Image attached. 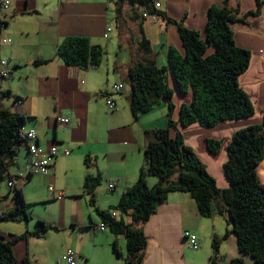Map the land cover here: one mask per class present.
<instances>
[{
    "label": "crops",
    "instance_id": "obj_1",
    "mask_svg": "<svg viewBox=\"0 0 264 264\" xmlns=\"http://www.w3.org/2000/svg\"><path fill=\"white\" fill-rule=\"evenodd\" d=\"M8 1L9 7L0 9V23L3 22L0 39L9 41L0 45V69L6 72L0 86L20 100L2 98L1 106L26 118L23 130H35L32 143L44 150L52 146L68 148L70 154L59 155L43 175L30 173L29 154L26 149L19 150L14 162L16 169L9 172L19 177L15 186L22 191L31 220L1 222L0 231L9 235L32 232L37 220H43L53 228L39 237L28 235L16 242L13 252L18 261L27 258L30 264H63L61 255L66 249H72L76 264H124L122 258L115 256L114 248L122 255L125 240L107 228L99 230L100 217L89 204L84 181L87 176L100 175V185L95 190V206L100 211L116 206L122 193L137 181L145 166V148L155 141L154 132L167 125V110L160 103L137 119L132 116L125 80L127 68L141 59L166 65L169 47L184 54L176 26L159 16L141 19L142 9L127 8V20L122 19L120 23V19L119 23L127 32L123 39L128 43L129 57L124 59L125 63L117 59L110 61L108 53L116 51L115 44L110 42L116 17L115 9L110 7L111 0ZM159 2V12L177 22L182 21L187 28L199 31L201 36H204L209 8L226 5L239 16L256 8V0ZM129 27L133 29L132 36ZM107 28L111 31L104 38ZM231 29L235 44L251 53L249 67L239 77V84L249 96L254 114L211 128L196 123L179 128L185 143L198 155L219 189L229 188L223 171L227 160L226 144L237 130L263 121L264 5L258 16H249L245 23H232ZM69 36H83L91 45L102 47L106 54L99 66L83 69L65 65L57 56V48ZM143 39L149 42L148 54L140 50ZM124 40H120V46ZM115 84H121L122 89L114 91ZM169 87L175 89L170 78ZM175 91L173 119L176 121L180 104L189 101V97H181ZM107 100L114 102L113 111L108 110ZM59 117H69L71 123L61 126L57 123ZM207 138L221 141L217 155L207 151ZM262 165L264 159L258 169ZM257 173L259 182L264 185L259 170ZM146 183L153 187L157 179L148 176ZM109 184H113V191H109ZM52 192L60 197L52 199ZM4 195L6 192L0 191V196ZM15 205L11 196L1 199L0 214L12 210ZM217 216L202 217L189 195L170 193L155 214L141 225L147 238L143 264H208L213 253V238L218 240V250L223 258L220 264H229L233 259L253 264L249 256L238 250L235 234L223 239L229 229L228 214L220 216L223 221ZM122 218L125 223H130L127 216ZM186 231L198 237L197 249L188 250L183 237Z\"/></svg>",
    "mask_w": 264,
    "mask_h": 264
},
{
    "label": "trees",
    "instance_id": "obj_2",
    "mask_svg": "<svg viewBox=\"0 0 264 264\" xmlns=\"http://www.w3.org/2000/svg\"><path fill=\"white\" fill-rule=\"evenodd\" d=\"M155 2L160 4L159 0H117L115 15L119 22L122 4L126 3L143 10L140 18L159 16L176 26L184 54L169 47L166 65L159 66L153 60L141 59L127 68L125 79L132 116L137 119L162 103L167 110V125L154 132L155 141L145 148V166L141 168L137 181L122 193L117 205L109 209L117 210L119 218H112L111 211H100L95 206L99 174L85 178L84 190L89 204L105 229L125 238V256L114 248L115 256L122 258L124 264H143L147 238L141 225L174 192L189 195L202 217L208 218L213 214L224 216L227 213L230 228L223 239L231 233L235 234L240 253L249 256L253 264H264V185L259 182L257 173L264 159V106L262 123L237 130L226 144L227 160L223 171L229 182L227 189L217 187L216 180L195 151L185 143L179 130L195 123L211 128L254 114L253 104L239 84V77L249 67L251 53L235 44L231 24L245 23L249 16H258L264 1L256 0V8L241 16L226 5L209 8L204 36L187 28L182 21L177 22L159 12L160 7L155 8ZM211 48L212 52L207 53ZM140 50L150 53L146 39L140 42ZM105 54L102 47L91 45L83 36H69L57 48V56L65 65L83 69L99 66ZM169 78L181 96L189 97V101L180 104L176 121L173 119L176 111L174 90L169 87ZM2 98L20 100L0 86V100ZM25 123L24 116L11 113L0 103V184L5 181L7 187V181L14 183L12 187H7L8 193L0 196V200L11 196L16 204L12 210L0 214V223L31 220L22 191L15 186L19 177L9 172L20 149H26L29 154V140L23 130ZM205 145L211 155H217L222 147L220 140L209 138L205 140ZM85 162L87 164L88 160ZM148 176L157 179L153 187L147 186ZM123 216L129 218V224L124 222ZM49 229L53 228L43 220H37L32 232L9 235L0 231V264H30L27 258L20 261L15 258L13 245L28 235L39 237ZM212 243L214 250L210 264H219L218 240L213 238ZM229 264L245 263L242 259H233Z\"/></svg>",
    "mask_w": 264,
    "mask_h": 264
},
{
    "label": "built area",
    "instance_id": "obj_3",
    "mask_svg": "<svg viewBox=\"0 0 264 264\" xmlns=\"http://www.w3.org/2000/svg\"><path fill=\"white\" fill-rule=\"evenodd\" d=\"M9 7V1L8 0H1L0 2V9L8 8ZM160 4L158 2H155V8H159ZM146 17V15H143ZM1 22L0 24H2ZM111 31L110 28H107L104 34V38H107L108 33ZM9 41L6 39H0V45L6 44ZM5 65V62L2 63ZM0 75L1 77L6 76V72L0 69ZM121 84H115L113 85L114 91H119L122 89ZM107 108L109 111H113L115 109V104L112 100H107ZM57 123L61 126H68L71 123V119L69 117H59L57 118ZM26 137L29 140V167H30V173L31 174H47L48 169L53 162L59 155L61 156H68L70 154V150L68 148H58L57 146H52L47 150L41 149L36 144L32 143V141L35 139V130L31 129L26 132ZM14 185L13 182L7 181V187H12ZM109 191L114 190L113 184H109L108 186ZM50 197L52 199H58L60 196L59 194L51 193ZM112 218H116L117 214L112 211L111 213ZM105 229V226L100 223L99 224V230L103 231ZM183 237L185 241L187 242L189 248L191 249H197L199 246V240L198 237L195 234L184 232ZM61 261L63 264H76L75 262V252L72 249H66L64 253L61 255Z\"/></svg>",
    "mask_w": 264,
    "mask_h": 264
},
{
    "label": "rangeland",
    "instance_id": "obj_4",
    "mask_svg": "<svg viewBox=\"0 0 264 264\" xmlns=\"http://www.w3.org/2000/svg\"><path fill=\"white\" fill-rule=\"evenodd\" d=\"M116 2H117V0H111V3L112 4L110 5V7L113 8V10L116 9V7H117ZM127 8H131V6L128 5V4H126V3H123L122 4V8H121L122 15H121V21H120V23L122 22V19L123 20L124 19L127 20V13H128V12H126V9ZM137 9H139V8H136L135 10H137ZM113 23H114V31H113V34H112V39L110 38V42H112V43L115 44L116 51H115V53H112V52L108 53V57H109L110 61H112L114 59H117L118 61H121V62H124L125 63L124 59H127L129 57V54H128V48H127V46H128L127 44L128 43L123 39V36H125V34H127V32L122 30L121 24L116 20V17L113 19ZM128 29H129V34L132 36L133 29L130 28V27ZM120 40H124L123 41L124 43L123 44L121 43L122 46H120ZM120 48L122 49V51L120 50ZM210 52H212V48L207 53H210ZM172 90L175 91L174 88H172ZM181 97H183V96H181ZM263 166L264 165L260 166V169H258V170H259V174H260L261 180L264 181ZM15 169H16V167H15L14 164L9 168L10 171H14ZM0 191L1 192L8 193V189L6 187V182L5 181L0 184ZM31 195H33V194H31ZM109 211H111V212L114 211L117 214V216L119 215V212L117 210L111 209ZM217 218H219V219L222 220V218L220 216L219 217L217 216ZM229 228H230V226H229ZM124 240H125V238H124ZM213 244L214 243H212V247H213ZM188 250L191 251V249L189 247H188ZM213 250H214V248H213ZM121 251H122V255L125 256L126 255V241H125V245L124 244L122 245V250ZM217 256H218L217 257V260H218V262L220 264L222 262L223 258L221 256V254L219 253L218 243H217ZM208 264H210V263L208 262Z\"/></svg>",
    "mask_w": 264,
    "mask_h": 264
}]
</instances>
